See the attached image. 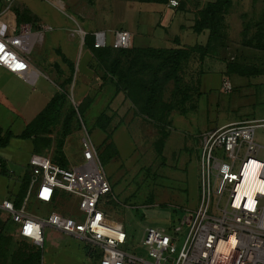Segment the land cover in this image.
I'll return each instance as SVG.
<instances>
[{"label": "rangeland", "instance_id": "1", "mask_svg": "<svg viewBox=\"0 0 264 264\" xmlns=\"http://www.w3.org/2000/svg\"><path fill=\"white\" fill-rule=\"evenodd\" d=\"M6 7L0 1V13ZM15 8L21 13L28 11L31 14V20L23 21V24L28 23L33 28L40 25L42 28L46 25L52 27V31H44L45 42L39 41L30 55L33 67L46 71L61 63L57 48L46 58L49 47L52 44L59 46L61 42L58 41L60 29H55L58 22L69 20L66 16L75 13V8L87 15L90 2L15 0L12 13L17 20ZM64 10L67 12H62ZM250 14L247 21H250ZM91 20L92 17L88 16L83 25L87 29H108V42L112 44L115 29L121 27L119 18L98 16L96 21ZM255 32L250 31L242 45L236 42L237 47L225 53V59H222L225 63H216L211 59L199 67L187 61L179 73V83L165 81L164 73L159 72L158 96L154 102L147 101L150 81L155 73V65L148 57L139 56L141 59L133 70L135 75L128 79V85L125 81L121 86L117 79H106L99 64L96 66L93 63L88 69L81 66L80 72L77 70L71 74L58 123L37 138L23 139L18 136L27 122L44 107L53 84L43 75L34 85L18 81L9 73H2L4 71L0 67V128L4 131L3 135L11 129L16 136L0 150L3 157L0 158L9 171L7 177L0 175V201L13 184L10 177H14L18 184V192L14 198L10 197L11 200L14 202L15 195L22 192L30 179L29 159L32 154L60 159L58 144L62 141L67 166H79L84 161V141H91L112 186L111 195L104 198L108 213L123 223L129 234L127 252L138 254L146 261L139 264H152L147 250L142 247L148 227L172 231L181 226L180 247L188 231L185 225L187 218L199 207L201 198V136L231 123L253 122L257 128L255 142L260 146L258 155L264 157V52L245 46V40L253 37ZM213 51H210L211 56ZM232 56L236 57L233 66L241 68L248 76L229 75L227 65ZM206 69L210 72L204 74L206 77L202 81L200 73L203 74ZM224 77H229L231 87L233 85L229 93L220 89L221 78ZM63 82L55 83L58 86ZM183 93L189 94L190 99L181 104ZM80 96H84L81 105L78 103ZM69 198L54 202L51 205L53 211L75 213L76 201ZM42 205L31 198L27 211L37 214L36 209ZM0 214L4 222L0 225V264H26V261L27 264H39L38 260L28 261L38 249L41 250L43 264H91L83 253L84 243L75 238L46 228L44 245L37 247L20 236L10 213L1 210Z\"/></svg>", "mask_w": 264, "mask_h": 264}, {"label": "built area", "instance_id": "2", "mask_svg": "<svg viewBox=\"0 0 264 264\" xmlns=\"http://www.w3.org/2000/svg\"><path fill=\"white\" fill-rule=\"evenodd\" d=\"M7 7L0 13V67L29 83L36 73L30 55L48 26L35 30L12 17L15 0H0ZM177 9L181 0H168ZM9 16L11 18L9 19ZM133 34L116 32L111 46L129 49ZM96 48L106 46L105 35L97 34ZM228 79L222 90L231 91ZM253 122H236L205 132L201 136V198L199 207L185 223L188 231L178 247L179 233L148 227L142 247L152 264H264V157L255 142ZM84 161L63 168L51 158L32 154L29 187L22 206L5 200L0 208L11 215L19 234L37 247H43L44 232L52 228L92 242L100 251V264H139L141 256L129 253V234L123 223L111 217L104 198L112 186L99 163L91 141H84ZM73 198L76 211H52L38 216L27 211L31 198L40 204H53ZM72 200V199H71Z\"/></svg>", "mask_w": 264, "mask_h": 264}, {"label": "crops", "instance_id": "3", "mask_svg": "<svg viewBox=\"0 0 264 264\" xmlns=\"http://www.w3.org/2000/svg\"><path fill=\"white\" fill-rule=\"evenodd\" d=\"M216 1L217 0H181L180 7L173 9L167 5L168 0H89L90 10L87 15H83L82 10L75 8V13L66 16L69 20L60 21V23L58 22V26L55 27V29L57 28L56 30L60 29L58 31L60 37L58 41L61 40V42L58 43V41L54 40L59 46H54L52 44V47H49V52H47L48 55L46 58L49 57L54 48H57L61 63L54 64L53 67H49L47 70L45 69L46 71H40L35 69L36 67H33L34 63L30 59L32 71L36 73L35 81L30 84L34 85L37 83L40 75H43L46 80L53 84V88L47 95L48 99L44 107L30 122H27L26 127L41 113L54 96L60 92V84L57 86L55 82H65L71 78V66H74L75 72L77 70L80 72L83 66L88 69L89 65L93 63H95L96 66L99 64L93 50V48L101 49L94 46L97 34L105 35L106 46H111L108 42V29H87L83 25V20L88 16L92 17L91 22L96 21V17L98 18V16L108 19H112L113 17L119 18V26L121 27L116 28L114 34L119 31H127L133 34V44L132 47L128 49L127 57H125L122 63L123 73L121 72V76L119 75L116 77L112 73L103 74V76L105 75L106 79L110 81L122 78L125 82L128 81V79L131 80V76L135 75L133 70L138 59H141L139 57L140 55H143L144 59L146 57L149 58L154 55L152 52L158 50H187L189 54L186 61L189 63H196L199 67H203L211 59H214L216 63H225L223 61L225 59H223L225 53L237 47V45H235L236 42L241 44L244 37L248 35L250 31H258L257 28L264 18V0H232L231 6L220 16L221 26L216 25L217 27L215 28L217 31L215 30V37L211 35L210 29L204 28L201 32H197L195 29L196 24L201 20L208 5ZM58 9L60 10V8ZM16 11H19V9L15 8V12ZM62 12L67 11L64 10ZM249 13H251V16H249L250 21H247L246 18ZM11 15L12 17L14 16L13 13ZM16 21L19 23L18 20ZM19 24H23V22ZM41 26L42 25L34 29L39 30ZM48 27L50 28L49 30L52 31V27ZM248 27H250V30L247 32L246 28ZM48 40L51 41V38H48ZM44 42L45 36L43 33L42 43ZM253 42L256 43L257 40L255 39ZM212 47L217 49V52L214 53L213 56H211L210 53ZM230 60L235 61L236 57L232 56ZM140 62L142 63V60ZM82 63L84 64L82 65ZM98 66L101 68L100 65ZM1 69L4 71L2 73H9L11 77H14L18 81L27 82L6 69L2 67ZM101 70L104 73V69L101 68ZM207 72H210V70L206 69L203 74L200 73L202 81L205 79L206 75L204 74H207ZM225 79V77L221 78L220 89ZM203 86L204 84L202 83V88ZM0 96H2L1 92ZM83 98L84 96L79 97V105L83 103ZM0 157L2 156L0 155ZM47 157L51 158L50 156ZM11 172L12 174L14 173L13 171ZM10 179L13 184H10L8 187V194L0 201V205L5 200L12 201L10 197L12 196L14 198V194L18 192L17 180L14 177H10ZM51 205L52 204H43L42 206H38L36 209L37 214L35 215L43 217L48 216L53 211ZM0 210L2 209L0 208ZM15 226L19 231V226L17 224H15ZM54 231L59 232L55 229ZM59 233L64 234L62 232ZM64 235L84 243L82 250L84 255L89 258L87 261L91 262V264H100L101 253L96 247V249L92 248V246H95L92 242L79 237L67 234ZM40 264H43L42 256Z\"/></svg>", "mask_w": 264, "mask_h": 264}, {"label": "trees", "instance_id": "4", "mask_svg": "<svg viewBox=\"0 0 264 264\" xmlns=\"http://www.w3.org/2000/svg\"><path fill=\"white\" fill-rule=\"evenodd\" d=\"M232 0H217L215 3L208 5L207 9L205 10L201 20L196 24V31L201 32L202 29H210L211 35L215 37V30L217 29L216 25L221 26V18L220 16L225 13V11L231 6ZM17 20L19 23L23 21L31 20L30 14L28 11L21 13L20 11H16ZM221 28V27H220ZM258 31L254 34L252 38L249 40H245V46L251 47L258 51H264V18L263 21L258 26ZM247 32L250 30V27L246 28ZM257 40L256 43L253 44L254 40ZM93 48V47H92ZM95 55L98 59L99 65L101 68L104 69L106 73H112L114 76H119L121 73V66H122V59L127 55L128 49H114L112 46H106L105 48L101 49H94ZM216 53V48H211V52ZM189 51L184 49H175V50H158L152 52L154 55L149 57V59L155 65V73L153 78L150 81L151 88L149 89V93L147 95V101L154 102L156 97L158 96L157 86H158V73L162 72L165 76V81H173L179 83L180 77L179 73L182 70L184 64L187 62L186 59L188 57ZM228 63V73L230 74H238L240 77H245L248 74L243 73L241 68L233 66V61H229ZM145 66V65H144ZM75 73L74 67L71 66V74ZM71 75V76H72ZM226 79L230 80L229 77H225ZM231 81V80H230ZM134 82V81H133ZM133 82H129L133 84ZM71 83V79L66 80L60 85V92H58L54 98L50 101V103L41 111V113L32 121L26 129L18 136L19 138L29 139L32 137L39 136L43 133H48L51 127L55 126L59 119L65 105V98H66V90L67 86ZM124 80L122 78L118 79V84L121 86L123 85ZM128 85V81H127ZM149 86V87H150ZM233 89V85L231 87ZM231 89V91H232ZM181 91V89H180ZM190 99V95L183 93L181 96V104L187 102ZM189 101V100H188ZM84 103V102H83ZM149 105V104H147ZM75 110V109H74ZM72 110L73 113L75 111ZM147 113V112H146ZM75 115V114H74ZM214 130V129H213ZM3 130L0 128V150L6 148L9 143L11 142L12 138L16 136L13 134L11 129L5 132L3 135ZM37 138V137H36ZM35 138V140H36ZM59 153L61 155L60 159H52V161L63 168H68L67 163H65V157L63 153V142H59L58 144ZM8 169L6 167L5 162L2 161L0 158V175L1 176H8ZM30 180V179H29ZM23 186L22 192H19L15 195L16 200L14 201V205L16 208H20L22 206V202L26 197V193L28 190V183ZM1 213V210H0ZM1 215V214H0ZM4 224L2 218L0 217V225ZM41 262V250L38 249L34 254L29 256L30 262L33 261ZM27 264V261L25 262Z\"/></svg>", "mask_w": 264, "mask_h": 264}]
</instances>
